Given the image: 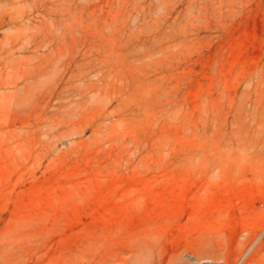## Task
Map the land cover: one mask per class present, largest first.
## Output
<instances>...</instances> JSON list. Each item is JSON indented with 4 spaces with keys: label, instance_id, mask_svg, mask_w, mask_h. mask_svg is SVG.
I'll return each mask as SVG.
<instances>
[{
    "label": "rangeland",
    "instance_id": "374dc122",
    "mask_svg": "<svg viewBox=\"0 0 264 264\" xmlns=\"http://www.w3.org/2000/svg\"><path fill=\"white\" fill-rule=\"evenodd\" d=\"M0 264H264V0H0Z\"/></svg>",
    "mask_w": 264,
    "mask_h": 264
}]
</instances>
